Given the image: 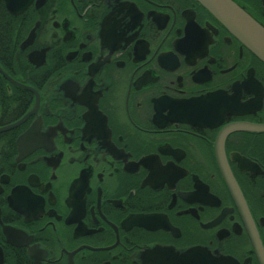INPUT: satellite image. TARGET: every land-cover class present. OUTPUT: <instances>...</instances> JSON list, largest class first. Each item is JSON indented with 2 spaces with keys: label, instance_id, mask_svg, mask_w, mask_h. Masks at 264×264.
Wrapping results in <instances>:
<instances>
[{
  "label": "flooded vegetation",
  "instance_id": "flooded-vegetation-1",
  "mask_svg": "<svg viewBox=\"0 0 264 264\" xmlns=\"http://www.w3.org/2000/svg\"><path fill=\"white\" fill-rule=\"evenodd\" d=\"M263 127L195 0H0V264H264Z\"/></svg>",
  "mask_w": 264,
  "mask_h": 264
},
{
  "label": "water",
  "instance_id": "water-1",
  "mask_svg": "<svg viewBox=\"0 0 264 264\" xmlns=\"http://www.w3.org/2000/svg\"><path fill=\"white\" fill-rule=\"evenodd\" d=\"M195 1L222 23L234 37L264 64V27L257 20L233 0ZM262 130H264V127ZM225 179L234 194L237 190L234 181L226 175Z\"/></svg>",
  "mask_w": 264,
  "mask_h": 264
}]
</instances>
